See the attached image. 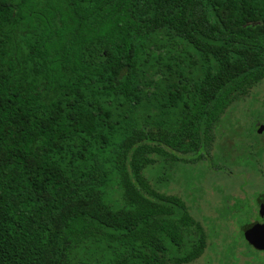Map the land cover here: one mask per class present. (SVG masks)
Listing matches in <instances>:
<instances>
[{
  "label": "trees",
  "instance_id": "obj_1",
  "mask_svg": "<svg viewBox=\"0 0 264 264\" xmlns=\"http://www.w3.org/2000/svg\"><path fill=\"white\" fill-rule=\"evenodd\" d=\"M263 81L264 0H0V264L195 262L148 171L210 160Z\"/></svg>",
  "mask_w": 264,
  "mask_h": 264
},
{
  "label": "rangeland",
  "instance_id": "obj_2",
  "mask_svg": "<svg viewBox=\"0 0 264 264\" xmlns=\"http://www.w3.org/2000/svg\"><path fill=\"white\" fill-rule=\"evenodd\" d=\"M261 103H264V85L237 99L226 110L214 126V138L209 148L210 160L165 167L160 180L156 177L159 173L155 166L148 171L150 183L163 193L184 199L190 215L202 224L206 232V249L191 264H264L263 255L255 257L251 254L247 240L241 235L243 222L247 220L245 203L242 202L241 212L227 209L233 197L242 201L245 197V169L224 159V155L236 154L232 149L239 142L232 136L238 130L236 127L240 122L247 124V111L250 108H264ZM221 167L224 170L220 171ZM110 197L114 205H120V194L116 187Z\"/></svg>",
  "mask_w": 264,
  "mask_h": 264
},
{
  "label": "flooded vegetation",
  "instance_id": "obj_3",
  "mask_svg": "<svg viewBox=\"0 0 264 264\" xmlns=\"http://www.w3.org/2000/svg\"><path fill=\"white\" fill-rule=\"evenodd\" d=\"M262 85L264 81L252 90ZM236 128L238 130L232 134L233 138L239 141L235 143L236 147L232 148L236 154L224 155V159L244 167L246 189L243 201L233 197L227 209L231 212H241L242 202L245 203L247 220L243 222V225L247 226V229H255L251 234H254V240L259 243L254 244L247 236V247L255 257L259 255L264 257V108L255 110L250 108L247 111V124L240 122ZM221 170L224 168L221 167ZM251 182L257 184L254 185Z\"/></svg>",
  "mask_w": 264,
  "mask_h": 264
},
{
  "label": "water",
  "instance_id": "obj_4",
  "mask_svg": "<svg viewBox=\"0 0 264 264\" xmlns=\"http://www.w3.org/2000/svg\"><path fill=\"white\" fill-rule=\"evenodd\" d=\"M251 230V231H250ZM253 231H255V229H247V226H245L243 228V234H244V238L247 240V236H249L252 242H254V244H259L258 241H255L254 239V234H251Z\"/></svg>",
  "mask_w": 264,
  "mask_h": 264
}]
</instances>
